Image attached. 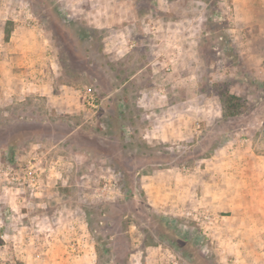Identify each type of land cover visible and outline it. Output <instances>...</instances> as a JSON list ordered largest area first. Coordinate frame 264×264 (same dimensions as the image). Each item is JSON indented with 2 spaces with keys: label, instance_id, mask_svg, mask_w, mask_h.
Here are the masks:
<instances>
[{
  "label": "rangeland",
  "instance_id": "rangeland-1",
  "mask_svg": "<svg viewBox=\"0 0 264 264\" xmlns=\"http://www.w3.org/2000/svg\"><path fill=\"white\" fill-rule=\"evenodd\" d=\"M238 239L264 258V0H0V264H228Z\"/></svg>",
  "mask_w": 264,
  "mask_h": 264
},
{
  "label": "crops",
  "instance_id": "crops-1",
  "mask_svg": "<svg viewBox=\"0 0 264 264\" xmlns=\"http://www.w3.org/2000/svg\"><path fill=\"white\" fill-rule=\"evenodd\" d=\"M113 13V12H112ZM96 21H97V23L95 24V26H97V27H100V17H98V18H96ZM11 37H13V36H10V38L9 39H11ZM161 49H163V48H161ZM160 49V52H162V50ZM182 52H185V49L184 48H182ZM165 53H167V51L165 52ZM159 59H160V57H154L153 58V60H155V61H158L159 62ZM148 63V62H147ZM145 65H146V63H144L141 67H140V69H143V68H145ZM166 68H169L168 66L166 67ZM184 76H187V75H189V73H188V71L187 70H183V73H182ZM159 91H162V89L161 88H159L158 89ZM66 96H67V94H66ZM162 96H164L163 94H162ZM69 97V96H68ZM67 100V99H66ZM167 105V104H166ZM169 105L170 106H172L173 104L172 103H169ZM168 105V106H169ZM169 106V107H170ZM166 108L168 109V107L166 106ZM158 109H159V113H156V112H154V111H151L150 112V114H153V115H155L156 117L158 116V117H160L162 114H163V111H164V107L163 106H159L158 107ZM157 109V110H158ZM167 111V110H166ZM168 126V125H167ZM214 184V183H213ZM219 188H217V187H212V190L210 191V194H209V201L211 202V203H216V201H220V199L222 198V196H221V194H220V191L218 190ZM223 193H224V196L226 197V198H229L230 197V195H229V197H228V192H227V190H225V191H222ZM218 199V200H217ZM232 210V209H231ZM233 230H235V231H237V233L238 234H240L241 236L245 233V231H243V229L242 230H238L237 228H234ZM254 230H252L251 232H253ZM233 234V233H232ZM239 239H238V243H236L235 241H234V243H232V245L230 246V250L232 251V252H234L235 254H237V255H239L240 256V258H239V261H238V259H237V262L235 263V261H230V263H228V264H243V260L241 259L242 258V252H244V249H243V246L245 245V244H241V242L239 243ZM258 259L256 260V262H255V264H264V262H262V261H264V258L263 259H261V257H257ZM234 262V263H233Z\"/></svg>",
  "mask_w": 264,
  "mask_h": 264
},
{
  "label": "trees",
  "instance_id": "trees-1",
  "mask_svg": "<svg viewBox=\"0 0 264 264\" xmlns=\"http://www.w3.org/2000/svg\"><path fill=\"white\" fill-rule=\"evenodd\" d=\"M71 24V23H69ZM63 24L60 23V26H62ZM68 27V25H66ZM70 27H68V30L70 31V33H73V29L71 28V25H69ZM9 36V31L6 29L5 31V38L7 39ZM227 102H228V105L225 107L224 109V112H223V115L224 116H228L229 114H232L235 112V109L237 107V103L234 102V100H237V97L236 96H232V95H227ZM226 102V103H227ZM234 102V103H232ZM96 254L98 255L99 254V250L96 248Z\"/></svg>",
  "mask_w": 264,
  "mask_h": 264
},
{
  "label": "built area",
  "instance_id": "built-area-1",
  "mask_svg": "<svg viewBox=\"0 0 264 264\" xmlns=\"http://www.w3.org/2000/svg\"><path fill=\"white\" fill-rule=\"evenodd\" d=\"M94 101H95V98H94L93 94L90 93V91L89 92H86V104L88 106H90V107H95L96 106V103H94ZM204 217L205 218H209L208 215H205Z\"/></svg>",
  "mask_w": 264,
  "mask_h": 264
}]
</instances>
